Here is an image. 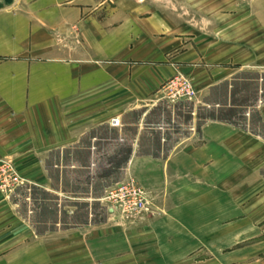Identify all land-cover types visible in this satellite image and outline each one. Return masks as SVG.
<instances>
[{
  "label": "crops",
  "instance_id": "crops-1",
  "mask_svg": "<svg viewBox=\"0 0 264 264\" xmlns=\"http://www.w3.org/2000/svg\"><path fill=\"white\" fill-rule=\"evenodd\" d=\"M31 1L0 0V159L24 180L0 191V257L147 238L264 264V0ZM176 71L196 99H158ZM129 176L162 213L125 233L99 198ZM28 188L84 219L41 228Z\"/></svg>",
  "mask_w": 264,
  "mask_h": 264
},
{
  "label": "rangeland",
  "instance_id": "rangeland-1",
  "mask_svg": "<svg viewBox=\"0 0 264 264\" xmlns=\"http://www.w3.org/2000/svg\"><path fill=\"white\" fill-rule=\"evenodd\" d=\"M2 8L16 10L20 5H31V0H2ZM174 4V2H172ZM171 2H169V5ZM169 9H172L169 6ZM143 187V186H142ZM145 188V187H144ZM28 192H24L30 201L36 213V219L40 222L39 226L45 227L46 222L52 219H59L63 223L82 221L85 216V207L83 203L78 204V209L75 214L69 218L67 211L56 206L55 198L42 190L36 188H28ZM151 196L150 213L146 214V219L139 223L116 224L120 230L119 232H129L130 230L141 228L150 225L151 221L158 218L162 209L158 204V196L151 190L145 188ZM1 191V190H0ZM14 189L11 191L13 192ZM3 194H10L11 192H3ZM22 196V197H23ZM96 210L95 207H92ZM152 210V211H151ZM206 236V234H204ZM53 241V240H52ZM51 241V242H52ZM48 242H42L46 245ZM53 243V242H52ZM174 240L171 241H153L152 239L144 238L142 240L111 242V240L89 242L81 241V239H73L67 251L63 247V242L59 245L52 244L48 250L40 249L37 252H15L12 257H0V264H214L213 259L208 258L211 255L219 252H208L211 248L218 249L221 241H216V246L211 244V241L199 240L196 242L185 241V253L183 259L175 257L176 252H170L174 247ZM26 248V247H25ZM167 248L168 252H165ZM213 248V249H214ZM157 249V251H154ZM162 250L159 252L158 250ZM200 252H192L199 250ZM153 250V251H152ZM152 251V252H151ZM195 253V254H194ZM196 255V257L194 256ZM218 261V260H217ZM216 263V262H215Z\"/></svg>",
  "mask_w": 264,
  "mask_h": 264
},
{
  "label": "built area",
  "instance_id": "built-area-1",
  "mask_svg": "<svg viewBox=\"0 0 264 264\" xmlns=\"http://www.w3.org/2000/svg\"><path fill=\"white\" fill-rule=\"evenodd\" d=\"M197 94L191 79L176 71L159 87L158 99L168 102L194 100ZM112 123L117 125L119 122L115 119ZM23 183L24 180L19 176L14 163L1 158L0 190L11 192ZM99 199L106 209L108 220L114 224L139 223L150 213L149 192L130 176L109 186Z\"/></svg>",
  "mask_w": 264,
  "mask_h": 264
}]
</instances>
